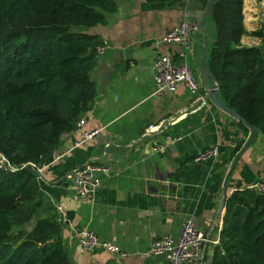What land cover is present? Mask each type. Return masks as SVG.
<instances>
[{"label": "crops", "instance_id": "1", "mask_svg": "<svg viewBox=\"0 0 264 264\" xmlns=\"http://www.w3.org/2000/svg\"><path fill=\"white\" fill-rule=\"evenodd\" d=\"M208 0H116L113 13L105 22L86 29L106 43L89 71L95 95L91 108L83 114L82 131L98 129L93 138L79 142V132L64 133L44 161L37 178L39 205L30 221L54 218L60 205L66 222L60 237L69 264H169L161 256L147 254L151 241L162 234L176 235L182 221L191 217L206 234L203 264H209L213 243L221 223L217 216L222 200V183L231 160L228 153L243 137L237 122L207 104L193 110V97L182 84L173 92H155L151 60L160 54L177 61L179 44L161 41L165 30L186 14L195 29L190 33L192 46L187 54L190 69L204 85L198 70V35L210 43L209 21L199 26ZM246 32H264V0H242ZM242 45L261 43L244 34ZM203 46V41L200 42ZM204 48V55L208 48ZM148 125H155L146 132ZM164 134L179 140L164 139ZM163 144L158 152L153 145ZM215 145L216 157L194 161L200 149ZM88 162L109 167V175L90 198L77 197L69 172ZM182 162L187 168L176 178ZM264 181V135L257 132L237 159L225 183V197L233 190ZM87 228L100 239L117 245L122 256L102 248L81 250L76 230Z\"/></svg>", "mask_w": 264, "mask_h": 264}, {"label": "trees", "instance_id": "2", "mask_svg": "<svg viewBox=\"0 0 264 264\" xmlns=\"http://www.w3.org/2000/svg\"><path fill=\"white\" fill-rule=\"evenodd\" d=\"M115 9L116 0H0V154L10 165L0 168V264H69L60 223L25 226L39 205L36 167L92 105L89 71L103 42L86 29ZM208 21L204 63L218 96L264 135V32L245 31L242 0H217ZM244 34L261 43L242 45ZM236 124L243 137L230 160L247 134ZM186 168L182 162L176 178ZM209 264H264V192L226 196Z\"/></svg>", "mask_w": 264, "mask_h": 264}, {"label": "built area", "instance_id": "3", "mask_svg": "<svg viewBox=\"0 0 264 264\" xmlns=\"http://www.w3.org/2000/svg\"><path fill=\"white\" fill-rule=\"evenodd\" d=\"M195 29L191 20L185 14L183 18L174 26L165 30L161 36V41L166 44H179L180 49L177 52V61L169 55L160 54L155 56L150 63L152 71V81L155 92H173L179 84H182L187 92L193 97L195 106L193 110L207 104V100L202 94V88L199 81L194 77L191 69L186 62V53L192 46L190 33ZM107 48L106 43L95 47V54L100 55ZM83 120L79 119L75 124L74 132H79L81 138L79 142H84L97 135L98 129L82 131ZM155 125H148L146 132L154 130ZM166 141L179 140V136L171 139L169 134H164ZM163 148V144L153 145L152 152H158ZM218 154L215 145H209L197 151L194 155V161L206 160L216 157ZM44 167V163L36 167L37 178ZM0 168H10L5 158L0 154ZM109 167L100 162H88L81 166L72 168L69 172V179L74 194L80 198L92 197L100 187L102 179L109 175ZM259 192H264V185L257 183L253 185ZM55 221L62 224L66 222L63 210L60 205L54 206ZM76 239L79 248L85 252H93L97 248H102L112 254L122 256L123 252L119 247L108 240L100 239L92 230L82 228L76 230ZM209 242L206 234L200 229L191 217H186L176 235L162 234L151 241L147 254L161 256L169 264H203V248ZM215 244L216 240H211Z\"/></svg>", "mask_w": 264, "mask_h": 264}, {"label": "water", "instance_id": "4", "mask_svg": "<svg viewBox=\"0 0 264 264\" xmlns=\"http://www.w3.org/2000/svg\"><path fill=\"white\" fill-rule=\"evenodd\" d=\"M216 1L217 0H208V3L206 4V7L203 11V14L200 18L199 26L205 24L204 20L208 21L211 7ZM201 41H203V46H200ZM195 42L197 43L198 48H199V58H198L197 66H198L199 73L205 82V85H204L205 99L210 104H212L214 107H216L218 110L225 113L229 117L233 118L236 122L241 123L247 129L246 137H245L244 141L242 142L241 146L239 147V149L234 153V155L231 159L230 165H229L228 169L226 170V173H225V176L223 179L222 200H221V204H220L219 214L217 216V222H216V225H217L220 214L223 211L224 202H225V198H226L225 197V183H226L227 177H228L229 173L231 172V170L234 168L235 163H236L237 159L239 158V156L241 155V153L246 149V147L254 139V137L257 133V130L254 126L249 124L246 120H244L241 116H239L234 110H232L230 107H228L219 98L218 93H217V86H216L215 82L213 81L212 76L208 73L206 65L204 63V48L208 44V41L204 40L203 38H201L200 36L197 35L195 37ZM263 57H264V55H263Z\"/></svg>", "mask_w": 264, "mask_h": 264}, {"label": "rangeland", "instance_id": "5", "mask_svg": "<svg viewBox=\"0 0 264 264\" xmlns=\"http://www.w3.org/2000/svg\"><path fill=\"white\" fill-rule=\"evenodd\" d=\"M187 54H188V51H187V53H186V62H187V65L189 66L190 63H189V60H188ZM189 68H190V66H189ZM27 228H28V227H27V225H26V226H25V229H27Z\"/></svg>", "mask_w": 264, "mask_h": 264}]
</instances>
